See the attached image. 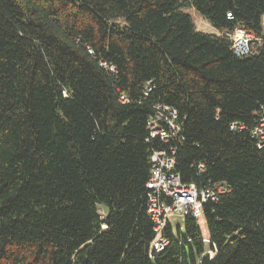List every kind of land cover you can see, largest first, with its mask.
<instances>
[{
    "label": "trees",
    "instance_id": "obj_1",
    "mask_svg": "<svg viewBox=\"0 0 264 264\" xmlns=\"http://www.w3.org/2000/svg\"><path fill=\"white\" fill-rule=\"evenodd\" d=\"M235 28L260 40L247 57ZM263 41L264 0H0V264H264ZM156 151L224 189L206 242L189 217L152 232Z\"/></svg>",
    "mask_w": 264,
    "mask_h": 264
},
{
    "label": "built area",
    "instance_id": "obj_2",
    "mask_svg": "<svg viewBox=\"0 0 264 264\" xmlns=\"http://www.w3.org/2000/svg\"><path fill=\"white\" fill-rule=\"evenodd\" d=\"M226 18L230 19L228 15ZM264 43V41H263ZM254 44H260L253 34L246 33L240 28H235L231 36V49L236 57H247L254 51ZM258 47V46H257ZM165 113H157L156 119L148 124L151 137L159 136L166 142L170 136L177 135L178 128L174 123L175 113L167 108ZM165 114V115H164ZM159 121L166 126L165 131L160 127ZM252 135L258 139L259 146L264 145V120L252 130ZM173 154V152H171ZM151 167L149 170L146 189L150 191L147 196V215L153 223L152 232L159 235L161 230L171 221L189 217L198 220L202 216L203 206L216 201L217 195L223 193L221 186H208L197 189L192 185H184L180 177L175 173L173 158L163 151L153 152L150 157ZM199 165V170H202ZM105 228L104 226L101 227ZM151 248L155 253L161 251L167 242L155 240Z\"/></svg>",
    "mask_w": 264,
    "mask_h": 264
},
{
    "label": "rangeland",
    "instance_id": "obj_3",
    "mask_svg": "<svg viewBox=\"0 0 264 264\" xmlns=\"http://www.w3.org/2000/svg\"><path fill=\"white\" fill-rule=\"evenodd\" d=\"M185 12L190 16V18L193 20V24H194V29L196 32L199 33H207V34H217L214 32V30L208 25V23L206 21H203V19H201L199 17L198 14H196L194 12L193 9H187L185 10ZM99 207V211L101 214L105 215L106 214V209L103 206H98ZM171 225H172V229L173 232L176 231L177 228L182 229L183 226V219H178L175 222L171 221ZM197 228H198V232H200L201 237L203 239V241H207L208 239V233L206 232V228H205V224H204V220L202 217H199V219L197 220Z\"/></svg>",
    "mask_w": 264,
    "mask_h": 264
}]
</instances>
